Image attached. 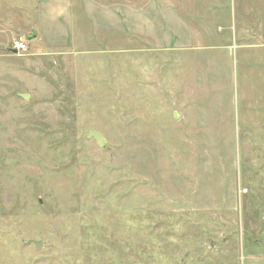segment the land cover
<instances>
[{
  "label": "rangeland",
  "instance_id": "374dc122",
  "mask_svg": "<svg viewBox=\"0 0 264 264\" xmlns=\"http://www.w3.org/2000/svg\"><path fill=\"white\" fill-rule=\"evenodd\" d=\"M41 1L0 0V264H264V126L188 137L173 27L160 26L163 51L126 42L130 0H91L114 8L98 17L116 33L79 42L75 22L71 38L48 25L56 44L15 53L47 28Z\"/></svg>",
  "mask_w": 264,
  "mask_h": 264
},
{
  "label": "crops",
  "instance_id": "0c3cea01",
  "mask_svg": "<svg viewBox=\"0 0 264 264\" xmlns=\"http://www.w3.org/2000/svg\"><path fill=\"white\" fill-rule=\"evenodd\" d=\"M41 4L38 15L47 28L33 29L37 35L32 40L45 45L56 44L48 42V25L67 27L71 38L73 22L81 31L79 42L92 41L91 34L104 29L98 16L106 26L105 16L114 9L106 5L109 9L103 11L91 0ZM123 7L126 42L137 32L143 44L153 42L163 51L170 45L159 36L160 26L167 21L173 27V113L185 124L179 127L188 137H202L197 143H225L242 119L264 126V109L259 107L264 106V0H130ZM138 19L140 26H134ZM174 132L178 134L175 126Z\"/></svg>",
  "mask_w": 264,
  "mask_h": 264
},
{
  "label": "water",
  "instance_id": "95a60500",
  "mask_svg": "<svg viewBox=\"0 0 264 264\" xmlns=\"http://www.w3.org/2000/svg\"><path fill=\"white\" fill-rule=\"evenodd\" d=\"M36 35H37V34L34 33L33 36L28 37V39L31 41L33 38L36 37ZM86 137H87V138H95L96 141L98 142V144H99L100 146H102V145L105 143L104 138L102 137L101 133H99V132H91V133L87 134ZM29 244H33V245H35V247H36L37 249H41L42 246H43L42 241L30 240V241H29Z\"/></svg>",
  "mask_w": 264,
  "mask_h": 264
},
{
  "label": "built area",
  "instance_id": "2783aa9c",
  "mask_svg": "<svg viewBox=\"0 0 264 264\" xmlns=\"http://www.w3.org/2000/svg\"><path fill=\"white\" fill-rule=\"evenodd\" d=\"M12 49H14L17 53L27 52L29 49V42L26 36L22 35L17 37L12 43Z\"/></svg>",
  "mask_w": 264,
  "mask_h": 264
}]
</instances>
